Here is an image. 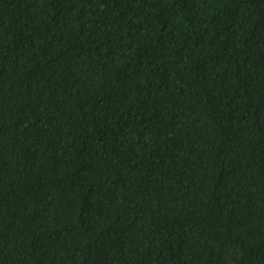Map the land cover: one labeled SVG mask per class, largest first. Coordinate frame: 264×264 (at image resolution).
Returning <instances> with one entry per match:
<instances>
[{"label":"trees","instance_id":"1","mask_svg":"<svg viewBox=\"0 0 264 264\" xmlns=\"http://www.w3.org/2000/svg\"><path fill=\"white\" fill-rule=\"evenodd\" d=\"M0 264H264V0H0Z\"/></svg>","mask_w":264,"mask_h":264}]
</instances>
